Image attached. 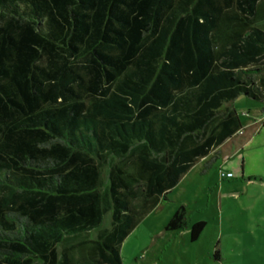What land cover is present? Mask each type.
Returning a JSON list of instances; mask_svg holds the SVG:
<instances>
[{
  "label": "trees",
  "instance_id": "obj_1",
  "mask_svg": "<svg viewBox=\"0 0 264 264\" xmlns=\"http://www.w3.org/2000/svg\"><path fill=\"white\" fill-rule=\"evenodd\" d=\"M231 1L0 0V264H71L76 237L97 228L90 259L120 264L136 175L157 203L241 128L230 101L264 103V10L234 0L255 22L218 51ZM186 225L180 205L165 230Z\"/></svg>",
  "mask_w": 264,
  "mask_h": 264
},
{
  "label": "rangeland",
  "instance_id": "obj_2",
  "mask_svg": "<svg viewBox=\"0 0 264 264\" xmlns=\"http://www.w3.org/2000/svg\"><path fill=\"white\" fill-rule=\"evenodd\" d=\"M263 7L264 0H260L259 11L263 12ZM218 14L213 30L218 51L227 46L233 30L255 22L239 12L234 0L223 5ZM228 104L236 112L243 134L235 132L223 145L213 147L172 189L158 196L157 203H151L144 186H136L139 177L133 179L129 191L136 194L126 199L134 222L119 246L120 264H264V103L240 95ZM214 156L215 161L204 168L205 161ZM116 162L112 158L110 165L102 168L99 189L103 194L108 192L109 174ZM221 172L232 176H221ZM180 205L186 208V227L165 230ZM110 216L111 210L104 213L101 229L110 228ZM197 221L205 225L191 241L190 228ZM98 230L76 237L84 242L73 244L68 251L71 264H94L90 257H99ZM101 264L108 263L102 260Z\"/></svg>",
  "mask_w": 264,
  "mask_h": 264
},
{
  "label": "built area",
  "instance_id": "obj_3",
  "mask_svg": "<svg viewBox=\"0 0 264 264\" xmlns=\"http://www.w3.org/2000/svg\"><path fill=\"white\" fill-rule=\"evenodd\" d=\"M261 119H262V120L264 119V112H262ZM239 133H242V131H239ZM220 175H221V176H227V177H230V176H232V173H231V172H226V173L221 172Z\"/></svg>",
  "mask_w": 264,
  "mask_h": 264
},
{
  "label": "crops",
  "instance_id": "obj_4",
  "mask_svg": "<svg viewBox=\"0 0 264 264\" xmlns=\"http://www.w3.org/2000/svg\"><path fill=\"white\" fill-rule=\"evenodd\" d=\"M262 120V119H261ZM239 131H242V128H240L239 130H237L236 132H238L239 133ZM240 135H242L243 134V131H242V133H239ZM230 138V137H229ZM229 138H227L225 141H227ZM225 141L223 142V143H221L220 145H223L224 143H225ZM219 145V146H220ZM211 151V150H210ZM207 156V155H206ZM206 156H204V157H201L200 159H202V158H205ZM199 159V160H200ZM193 166V165H192ZM155 198H157V196H155Z\"/></svg>",
  "mask_w": 264,
  "mask_h": 264
}]
</instances>
